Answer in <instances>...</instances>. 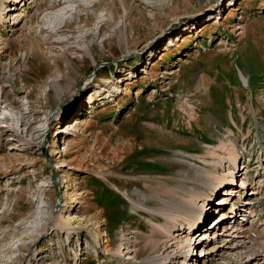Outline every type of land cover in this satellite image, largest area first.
<instances>
[{"label": "rangeland", "instance_id": "1", "mask_svg": "<svg viewBox=\"0 0 264 264\" xmlns=\"http://www.w3.org/2000/svg\"><path fill=\"white\" fill-rule=\"evenodd\" d=\"M259 244L264 0H0V264H264Z\"/></svg>", "mask_w": 264, "mask_h": 264}, {"label": "bare ground", "instance_id": "2", "mask_svg": "<svg viewBox=\"0 0 264 264\" xmlns=\"http://www.w3.org/2000/svg\"><path fill=\"white\" fill-rule=\"evenodd\" d=\"M14 2L15 3H19L20 2V0H14ZM59 5H61L60 3H56V4H54L53 5V7L54 6H59ZM15 13H12V14H10V15H14ZM17 15V14H16ZM97 89H98V87H97ZM102 90L103 91H106V88L105 89H103L102 88ZM5 120H6V118H5ZM78 122V121H77ZM80 123V122H79ZM10 127V126H9ZM78 128V127H77ZM7 131H12V128L10 129H8L7 128ZM58 131H59V133H62V132H65L64 130H62L60 127H59V129H58ZM232 162L234 163V166H237V162H236V160H235V158L232 160ZM250 164V160L249 161H247V165H249ZM244 168V167H243ZM233 183H232V181H228L227 179H225V178H221L220 180H219V183L217 184V187L219 188L218 189V192L220 191V188H223L224 190H226L227 192L224 194L225 196L226 195H231V193L232 192H230V191H233V190H231V189H226V187L227 186H229V185H232ZM246 183L245 182H241V186H242V188H245L246 187V185H245ZM217 187H216V189H217ZM259 186L258 187H256L255 188V190H253L252 192H254V193H252V194H254V195H256V194H258L259 193ZM253 200L254 199H249V200H247V201H245L244 202V205H249L251 208H254L255 207V202H253ZM211 202H213V200L211 199V196H210V198L208 197V198H205L204 199V201H203V206H202V209H204V210H207L208 212H211V214H212V210L211 209H213L214 208V213H217V211H218V208H215L214 206H217V207H219L220 205H222V204H224V203H227V199H225V197H222L221 199H219L218 200V202L217 203H214L213 202V207H210V203ZM257 208V207H256ZM235 209H236V207H235ZM248 209V208H247ZM252 212L253 211H255V208H254V210H251ZM247 212V211H246ZM250 212V211H249ZM251 212V213H252ZM228 213L231 215L232 213H233V209H232V207L230 208V210L228 211ZM236 214H237V212H236ZM235 214V215H236ZM210 215V214H209ZM208 215V216H209ZM230 215H226L225 213H222V214H220L219 215V217L218 218H216L214 221H217L216 222V225H214V227L213 228H215L218 224H220V223H222V222H224L225 220H228V219H230V218H232V216L230 217ZM207 216V217H208ZM205 223H206V218L204 219V214L203 213H201V210L199 209V210H197L195 213H193L190 217H189V219H188V225L190 226V227H192V228H197V227H199V226H202V225H205ZM251 223H252V221H251ZM224 229V228H223ZM231 229H233V228H229V227H227L226 226V230H222V232L224 231V233H222V234H226V232L228 231V230H230L231 231ZM234 232H235V230H233ZM241 232H243V231H241ZM220 234V233H219ZM197 234H192V235H188V237H187V245H186V247H188L187 249H188V253L186 254L187 256L189 255V253H191V252H193L194 251V249H192L191 250V247H192V242H193V240H194V243H193V245L196 243V241H197V239H199V242H198V244H202V243H204L207 239H209V240H214L215 238H216V235H213V236H211L210 234H208V232H204V233H202L201 235H199L198 237H196L195 239H194V237L196 236ZM179 236V234H176L175 235V237H178ZM250 238H251V236H250ZM190 241V242H189ZM245 243V242H244ZM249 243L251 244V245H254L255 243H253L251 240L249 241ZM258 244V243H257ZM260 245V247L261 248H263L264 247V244H259ZM163 246H165V248L163 249V251L164 252H166V251H168V249L169 248H171V246H173V245H169V243L168 242H164V244H163ZM244 248H248L247 246H245ZM169 252V251H168ZM171 252H173V251H171L170 250V253ZM263 252V251H262ZM208 253V251L207 252H202V254H207ZM192 254V253H191ZM191 254L189 255V256H191Z\"/></svg>", "mask_w": 264, "mask_h": 264}]
</instances>
